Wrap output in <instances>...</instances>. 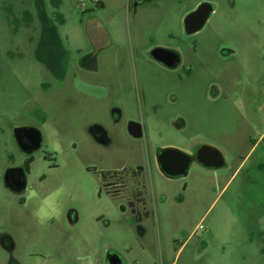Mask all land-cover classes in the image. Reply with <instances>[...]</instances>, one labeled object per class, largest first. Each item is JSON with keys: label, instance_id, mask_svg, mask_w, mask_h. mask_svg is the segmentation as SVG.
<instances>
[{"label": "rangeland", "instance_id": "1", "mask_svg": "<svg viewBox=\"0 0 264 264\" xmlns=\"http://www.w3.org/2000/svg\"><path fill=\"white\" fill-rule=\"evenodd\" d=\"M58 2L0 0V264H264V0ZM16 128L41 147L24 154ZM202 146L223 165L158 170L159 149ZM30 158L16 194L4 175Z\"/></svg>", "mask_w": 264, "mask_h": 264}, {"label": "water", "instance_id": "2", "mask_svg": "<svg viewBox=\"0 0 264 264\" xmlns=\"http://www.w3.org/2000/svg\"><path fill=\"white\" fill-rule=\"evenodd\" d=\"M213 7L209 3L200 4L194 11L189 13L184 19V30L186 34H193L199 31L209 15L212 13ZM150 56L162 64L164 67L172 69L179 62V54L176 51L154 48ZM127 133L132 138H140L142 136V129L139 123L129 122L127 124ZM35 131L37 137H35V145L31 147V150H38L40 147L39 132L32 128H16L14 129V138L18 147L26 152L25 142L23 141L25 134ZM197 161L205 167H221L223 165V159L221 154L214 148L208 146H202L196 151V156L189 155L179 149L175 148H162L157 151L156 162L159 171L167 178L172 179L176 177L185 176L187 174L189 165ZM15 169H8L4 175V183L6 186L12 188L15 192H20L25 189V178L23 170L21 174L14 178L13 171ZM108 264H119L121 262L117 255H109L107 257Z\"/></svg>", "mask_w": 264, "mask_h": 264}, {"label": "flooded vegetation", "instance_id": "3", "mask_svg": "<svg viewBox=\"0 0 264 264\" xmlns=\"http://www.w3.org/2000/svg\"><path fill=\"white\" fill-rule=\"evenodd\" d=\"M152 50H153V49H152ZM152 50H151V51H152ZM151 51L149 52V56H150ZM150 58H151L153 61L159 63L158 61H156L155 59H153L151 56H150ZM179 58H180V56H179ZM179 63H180V62H179ZM179 63H178V64H179ZM159 64H160V63H159ZM178 64H177V65H178ZM160 65H162V64H160ZM177 65H176L174 68H176ZM162 66H163V65H162ZM163 67H164V66H163ZM164 68H166V67H164ZM174 68H172V69H174ZM167 69H169V68H167ZM172 69H171V70H172ZM38 136H40V147H41V144H42L41 135L39 134ZM35 137H37V133H36L35 131H31V132L25 134L23 141L25 142L26 152H23V151L20 149L24 154H31V153H33L34 151H36V150H31V147H33V145H35V141H34V140H35ZM141 137H142V136H141ZM141 137H140V138H141ZM40 147H39V148H40ZM39 148H38V149H39ZM189 155L196 156V152H195V153L192 152V153L189 154ZM30 159H31V158H30ZM30 159H28L27 162H28ZM155 160H156V158H155ZM27 162H26V164H27ZM26 164H25V168L22 169V170H23V174H24V172H25V170H26ZM156 164H157V162H156ZM201 165H202V164H201ZM157 167H158V165H157ZM13 169H15V170L13 171V174L15 175L14 178H16V177H18V176L21 174V171L19 170L20 168H13ZM158 170H159V168H158ZM110 173H111V172H110ZM110 173L107 174L106 181H104V190H105L107 193H112V192H110V191L108 190L109 188H111V187L113 186V183H111L110 181H108V180L111 179V177H108ZM117 173H118V172H116V174H117ZM119 173L121 174L122 172H119ZM125 173H127V172L125 171L123 174H125ZM128 173H130V174L133 176V179L136 181V185L138 186L137 189H136L135 194L132 196L133 199H129L128 204H129L131 210L134 212V214L140 218V216H142V215H144V214L146 213V212H145L146 199H145L144 192H143V190H144V186L142 185L141 180L137 177V175H136L135 172H128ZM160 173H161V172H160ZM161 174H162V173H161ZM162 175H163V174H162ZM163 176H164V175H163ZM181 177H184V176H181ZM166 178H167V177H166ZM168 179H169V178H168ZM6 187H7L10 191H12V192H14V193H16V194H21V193L25 190V189H23V190H21L20 192H15V191L12 190V188H10V187H8V186H6ZM106 188H107V189H106ZM120 260H121V259H120ZM119 264H124V263H123V261L121 260V262H120Z\"/></svg>", "mask_w": 264, "mask_h": 264}, {"label": "trees", "instance_id": "4", "mask_svg": "<svg viewBox=\"0 0 264 264\" xmlns=\"http://www.w3.org/2000/svg\"><path fill=\"white\" fill-rule=\"evenodd\" d=\"M54 8H58L59 2L58 0H50ZM24 19L26 20V23H29V15L28 13L24 14ZM59 21L62 22V18H59ZM32 159H30L26 164V171L29 169V164L31 163ZM262 254H264V248L261 249Z\"/></svg>", "mask_w": 264, "mask_h": 264}, {"label": "built area", "instance_id": "5", "mask_svg": "<svg viewBox=\"0 0 264 264\" xmlns=\"http://www.w3.org/2000/svg\"><path fill=\"white\" fill-rule=\"evenodd\" d=\"M96 3L99 1V0H94ZM197 229H201V226L199 225L198 227H197Z\"/></svg>", "mask_w": 264, "mask_h": 264}]
</instances>
